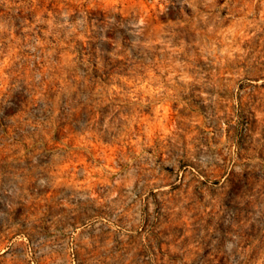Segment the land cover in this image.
<instances>
[{
	"label": "rangeland",
	"instance_id": "rangeland-1",
	"mask_svg": "<svg viewBox=\"0 0 264 264\" xmlns=\"http://www.w3.org/2000/svg\"><path fill=\"white\" fill-rule=\"evenodd\" d=\"M0 264H264V0H0Z\"/></svg>",
	"mask_w": 264,
	"mask_h": 264
}]
</instances>
